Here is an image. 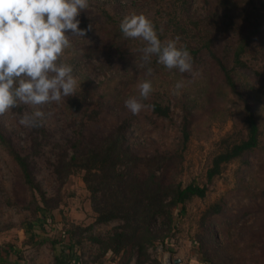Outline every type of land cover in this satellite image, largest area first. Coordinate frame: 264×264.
I'll list each match as a JSON object with an SVG mask.
<instances>
[{"label":"rangeland","instance_id":"obj_1","mask_svg":"<svg viewBox=\"0 0 264 264\" xmlns=\"http://www.w3.org/2000/svg\"><path fill=\"white\" fill-rule=\"evenodd\" d=\"M132 13L146 15L161 40L179 36L180 46L198 49L192 58L199 75L193 78L190 73L168 70L157 64L154 56L150 65L154 73L146 76V69L137 67L141 62L138 49L144 42L125 39L119 29L121 19ZM78 19L81 29L89 24L92 29L84 38H72V47L65 51L62 61L73 67L78 78L75 95L89 109L86 117L93 122L91 132L106 134L120 119L129 117L126 140L132 152L143 156L169 147L176 155V180L183 186H207L203 197L193 196L173 209V226L160 232L165 241L156 240L147 248L144 264H165L168 260L174 264V259H197L203 252L214 264H264V28L243 54L251 71L236 70L240 80L252 86L260 127L258 146L247 156L225 164L210 182L206 171L213 156L225 141L240 138L236 129L241 112L204 47L211 42L222 57L230 60L233 46L249 35L253 21L259 19L264 25V0H92L91 11L82 12ZM145 79L152 81L153 91L144 103L156 101L169 106L168 118L157 117L151 107L138 115L125 107L126 99L139 96L138 84ZM178 81H183L184 87L175 95ZM23 107L21 115L12 110L1 115L0 124L6 134L32 151L28 135L38 128L19 123L25 111L33 110L28 105ZM41 110L45 113L41 126L46 132L41 137L43 152L33 160V173L45 192V201L24 183L14 161L0 146V249L7 244L17 247L9 255L18 260L23 257L24 244L31 245L24 255L32 264H53L58 245L53 247L45 239L34 244L25 232L27 224L35 235L46 233L48 227V232L71 228L78 233L79 228L93 224L91 235L104 236L118 223H95L82 171L59 177L52 166L61 147L68 148L66 140L81 117L68 110L65 98ZM183 111L187 112L190 130L184 149L175 146L181 135ZM214 204H218L217 214L210 213ZM37 206L56 212L57 225L44 227ZM19 236L23 244L15 243ZM74 241L83 262H100L107 256L113 264H119L128 257L122 252L102 254L83 232L75 235ZM135 263V257H131L129 264ZM0 264L4 262L0 260Z\"/></svg>","mask_w":264,"mask_h":264},{"label":"trees","instance_id":"obj_2","mask_svg":"<svg viewBox=\"0 0 264 264\" xmlns=\"http://www.w3.org/2000/svg\"><path fill=\"white\" fill-rule=\"evenodd\" d=\"M264 25L255 19L249 35L239 38L232 48L230 60H226L212 46L205 43L206 54L213 66L221 75L223 85L240 105L239 128L236 133L239 139L231 142L225 141L223 148L213 156L206 171L208 182L222 171L225 164L243 158L252 152L259 143L260 127L253 106V92L247 82H243L236 74V70L250 72L243 54L253 39L260 37ZM191 56L196 57L199 50L184 46ZM199 57V56H198ZM68 110L80 116L78 123L73 124L71 137L66 140L67 147H61L62 152L57 154L52 162L54 171L59 175L69 174L73 171L83 172V181L90 192L91 206L95 213V223H109L116 221L117 226L106 235H91L92 225L79 228L75 233L71 228L60 233L62 240L60 251L54 256L53 264H82L81 255L75 250L74 236L89 234L92 242L101 249L102 254L109 252L128 255L119 264H129L130 258L135 257V264H144L147 248L156 240L165 241L161 231L173 226V209L183 205L193 196L203 197L207 186L195 183L182 185L176 180V155L174 150L156 149L153 153L140 156L130 149L126 140L130 119L122 118L109 132L92 133L93 122L88 116L89 109L77 95L65 98ZM151 111L157 117L168 118L169 106L153 101ZM23 105L11 109L22 114ZM187 112L183 111L181 121V135L175 146L182 149L188 141L190 130ZM1 116V115H0ZM38 131H30L27 144L23 147L12 136L6 134L0 124V146L12 158L19 169L24 183L38 192L44 198L45 192L37 183L33 173V160L43 152L41 137L45 136L44 127H37ZM218 204L211 206L210 213H218ZM42 220L51 223L53 212L48 207H38ZM26 233L30 239L34 238L31 224H27ZM30 240V241H31ZM8 247V248H7ZM11 250V245H5L1 250ZM77 249V247H76ZM188 264H214L206 252L197 259H189Z\"/></svg>","mask_w":264,"mask_h":264},{"label":"clouds","instance_id":"obj_3","mask_svg":"<svg viewBox=\"0 0 264 264\" xmlns=\"http://www.w3.org/2000/svg\"><path fill=\"white\" fill-rule=\"evenodd\" d=\"M92 0H0V115L23 105L25 111L19 123L28 128L40 127L45 113L41 107L74 96L78 78L62 57L72 47V38H84L92 29L79 27L78 17L90 12ZM125 39L141 40L144 46L138 68L146 69L151 77L156 62L168 70L199 75L194 71L193 58L180 37L161 40L154 23L143 13L125 15L119 24ZM184 87L178 81L175 95ZM139 96L125 100V107L138 115L151 105L145 104L153 91L152 81L138 84Z\"/></svg>","mask_w":264,"mask_h":264},{"label":"crops","instance_id":"obj_4","mask_svg":"<svg viewBox=\"0 0 264 264\" xmlns=\"http://www.w3.org/2000/svg\"><path fill=\"white\" fill-rule=\"evenodd\" d=\"M53 214H54V216H53V219L54 220L51 223H46L42 219L40 220L41 223H42V225L44 227L47 228V224L50 225V226H54L52 224L55 223V226L57 225L56 218H55V216H56L57 213L56 212H53ZM49 229H51V228L48 227L47 230H49ZM47 230H46V233H45V231L43 233H39L38 232V234L34 235V238H33L32 241H33L34 244H36L37 240L41 241V240L45 239L46 241L49 240L50 244H52L53 247H56V245H58V248H57L56 252H54V255H57L59 253V251H60L61 244H62V240L60 239L62 237V234H60V233H63V232H57L56 233L54 231H49L48 232ZM51 238H54V239L53 240H50ZM22 240H23L22 236H19V241H16L15 243H18L19 242V243L23 244V241ZM20 246L21 245H19V248H20ZM26 247H30V248H26ZM16 248L17 247H14L13 245H11V250L10 251L12 252ZM30 249H31V245L28 246L27 244H24V248H22V250H23L22 252H23L24 259L22 257V259H18V260L16 258L15 259H12V257L9 255V251H7L5 248L3 250L0 249V260H1V262H4V264L5 263L6 264H32L31 261L29 260L28 256L27 255L26 256L24 255V252H26L27 250L29 251ZM76 252L79 253L78 250ZM9 258H10V260H9ZM191 259H195V258H191ZM178 260H180V259H178ZM188 262H189V260L186 259L185 261H183V262L179 261V263H176V264H188ZM82 264H113V263L106 256V258H104V260H102L100 262L98 261V262H94V263H91V262L88 263L87 261H85V262L82 261Z\"/></svg>","mask_w":264,"mask_h":264},{"label":"water","instance_id":"obj_5","mask_svg":"<svg viewBox=\"0 0 264 264\" xmlns=\"http://www.w3.org/2000/svg\"><path fill=\"white\" fill-rule=\"evenodd\" d=\"M179 261H180V260H178V259H174V260H173V263L176 264V263H179Z\"/></svg>","mask_w":264,"mask_h":264},{"label":"built area","instance_id":"obj_6","mask_svg":"<svg viewBox=\"0 0 264 264\" xmlns=\"http://www.w3.org/2000/svg\"><path fill=\"white\" fill-rule=\"evenodd\" d=\"M165 264H171L170 261L168 260L167 262H165Z\"/></svg>","mask_w":264,"mask_h":264}]
</instances>
